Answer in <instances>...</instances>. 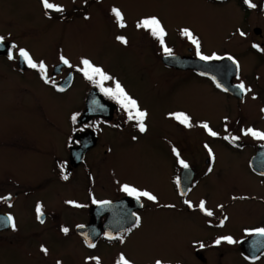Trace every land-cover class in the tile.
<instances>
[{
	"label": "flooded vegetation",
	"instance_id": "af4514ba",
	"mask_svg": "<svg viewBox=\"0 0 264 264\" xmlns=\"http://www.w3.org/2000/svg\"><path fill=\"white\" fill-rule=\"evenodd\" d=\"M32 1L45 14L40 0ZM204 1L225 9L229 5L226 13L245 23L242 32L263 35L264 0H251L257 5L255 8L248 7L244 0ZM50 2L63 11L46 17L57 23L69 21L67 27L62 25L61 35L82 34L86 38L100 28L113 41L108 44L104 37L107 45L100 50L108 55V62H118V57L136 70L137 53L141 71L136 76L121 69L111 70L106 60L93 59L89 54L69 56L58 51L38 61L29 52L34 62L45 64L46 83L38 68H31L26 62L24 69L19 67L22 47L2 37L0 60L9 61L17 71L30 75L31 83L18 76L8 80L0 69V81L17 85L9 102L13 93L20 90L21 98H17L19 104L14 108H23L21 115L29 118L26 125L15 121L0 125V158L6 162H31L35 169L32 175L17 178L9 166L0 168V264H96L97 259L99 264H117L121 255L130 264H156L157 260L162 264H264V237L255 234L256 229L264 228V139L242 131L252 128L264 132V42L247 43L245 51L237 48L238 42L223 49L208 48L201 34L192 31L200 41L202 54L231 56L239 63L238 73L230 77L224 68L223 75L228 84L243 82L251 91L242 94L235 86L231 92L217 87L211 77L195 68L164 63L167 55L159 41L145 29L137 28L136 32V16L123 14L126 27L120 28L105 0ZM163 27L167 33L165 45L172 49V55L185 63L205 62L198 58L196 47L186 37L172 41L173 31ZM123 29H127V35ZM117 36L125 37L128 43L121 44ZM72 42L70 49L77 44ZM10 50L12 59L8 58ZM61 56L71 66L63 64ZM82 59H88L113 78L104 82L105 88L114 87V81H119L137 101L147 113L146 131L140 132L115 100L78 71L83 67ZM240 60L249 61L248 70ZM66 79L68 86L58 90ZM136 81L149 88L144 92L160 91L158 97L166 103V110L159 115L149 113L136 95ZM73 86L80 89L78 102L71 103L69 96L68 104L61 105L56 95L69 93ZM11 87L6 83L0 93L8 95ZM33 102L41 104L32 105ZM175 102L180 104L174 106ZM209 109L215 113H195ZM180 112L190 117L192 127H185L171 115ZM202 123L218 135H209L200 127ZM225 136L239 139L232 142ZM181 160L188 168L181 166ZM131 165L132 170L128 169ZM63 175L68 179H63ZM125 184L148 191L157 200H137L121 190ZM48 194L55 195L58 201L48 200ZM201 200L212 216L200 211ZM103 201L110 203H99ZM37 205L41 206L40 219ZM132 213L140 217L139 226H133ZM9 215L14 218L15 230L6 223ZM62 228H68V233ZM129 228L131 231H126ZM223 237H231L234 242L230 244ZM217 239H221L218 245ZM89 242L95 247H88ZM42 246L47 254L41 251Z\"/></svg>",
	"mask_w": 264,
	"mask_h": 264
},
{
	"label": "rangeland",
	"instance_id": "374dc122",
	"mask_svg": "<svg viewBox=\"0 0 264 264\" xmlns=\"http://www.w3.org/2000/svg\"><path fill=\"white\" fill-rule=\"evenodd\" d=\"M60 1V0H55ZM109 4V9L117 8L126 17L132 18L136 16V32H137V22L142 18L156 16L168 30L173 31L170 35V39L175 41L176 39L183 40L181 35V29L187 28L191 32H198L203 37L206 47L223 49L225 47H230L235 42L237 48H245L247 43L263 41L264 42V33L259 37V35L253 33L247 34L246 37H241L240 32L242 29L245 31V23L242 22L240 18L235 17L234 15L226 13V9L230 8L229 5H226V9L223 5H211L205 2L204 0H105ZM32 0H0V36L6 39H9L12 42H15L17 46H21L22 49L31 52L33 57L42 61L43 59L49 58L50 55L60 52L65 53L66 55H71L72 53L89 54L90 57L97 58L99 60L108 62V55L104 52H101L102 46L104 44L105 34L101 33V29L92 31L88 37L82 36L79 34L76 37L61 35L62 25L68 26L69 21H62L61 23L53 22L46 17L45 14L38 10L34 6ZM57 12L48 10L47 14H56ZM50 16V15H49ZM85 23V25H87ZM97 23L96 26H100ZM254 24V21L252 22ZM95 26V27H96ZM142 29V28H139ZM233 29H236L234 31ZM114 29V35H115ZM125 35L128 34L127 29H123ZM111 36L112 31H109ZM71 39V41H70ZM72 41L77 44L73 46V49L69 48ZM105 41L108 44L113 43L108 37H105ZM143 41V40H142ZM69 42L70 46H69ZM85 42L87 44H85ZM80 43V44H78ZM72 51V52H71ZM245 51V49L243 50ZM264 56V55H263ZM254 59V58H252ZM118 62H108L106 63L111 70L120 71L123 70L125 73L135 74L136 76L140 73L141 68L139 67L141 63L140 56L136 53V70L134 65L128 64L124 60L121 61L117 57ZM242 67L248 70L249 61L240 60ZM0 69L3 70L4 74L10 80L12 77L18 76L21 81L25 79L31 83V79L28 77L30 75L20 73L17 71L9 61L0 60ZM124 76V74H122ZM27 78V79H26ZM2 79V78H1ZM8 80L2 79L0 81V88L7 85L12 87L8 89L7 93H0V125L5 126L7 122H17L22 125H26V121L29 118L21 115L23 108L16 107L19 102L17 98H21L20 90H17L13 93V100H10L12 91L17 89V85L12 84ZM34 81L37 82L36 77ZM130 86H134L132 83H126ZM30 86V85H29ZM149 89L146 84L143 82L136 81V95L141 99L143 104L151 111L153 115H159L160 112L166 110L161 103L158 94L160 91L156 89ZM80 95V89L73 86L69 93H64L61 95H56L57 100H59L61 105L68 104V97H71L72 102H78ZM222 99V96H219ZM23 104V102L21 103ZM41 103L33 102L32 105H38ZM45 104V103H44ZM43 104V105H44ZM179 103H173L174 106L179 105ZM31 105V104H30ZM219 110H223V107H220ZM197 116L202 115H211L215 111L209 109L208 111L196 110ZM213 119V117H207ZM1 166H9L13 169V177L21 178L28 177L32 175L35 167L31 162H26L20 159H14L12 162H6L3 158H0V168ZM133 166L136 169V163H133ZM143 166V165H142ZM144 167V166H143ZM132 170V165L128 167ZM48 200L58 201L55 195L48 194ZM22 200V199H20Z\"/></svg>",
	"mask_w": 264,
	"mask_h": 264
},
{
	"label": "snow or ice",
	"instance_id": "6c2138e0",
	"mask_svg": "<svg viewBox=\"0 0 264 264\" xmlns=\"http://www.w3.org/2000/svg\"><path fill=\"white\" fill-rule=\"evenodd\" d=\"M40 2L42 4L43 8L46 10V14H47L48 10L55 11V12H62L63 11V8L61 6L50 2V0H40ZM244 2L250 8L257 7V5L252 3L251 0H244ZM111 12L115 17L117 25L120 28L126 27V25L124 23L123 13L117 8H112ZM137 28H142V29L149 31L150 34L159 41L161 47L163 48L164 53L169 57L172 56V49L165 45V36L167 35V33H166L161 21L156 16H150V17L142 18L141 20H139L137 22ZM181 35L183 37H186L196 47V55L198 56V58L201 61L207 62V61H212V60L224 59V57H220V56L216 55L215 53H213L210 56L202 54V52L200 50L201 46H200L199 39L189 29H187V28L181 29ZM240 35L243 37L246 34L241 31ZM116 39L121 44L126 45L128 43L126 38L123 36H117ZM0 43H3L2 37H0ZM12 47H15V45H13ZM253 47L258 48V46L255 44L253 45ZM19 56L23 58L24 62H26L29 67L34 68V69L38 68L39 71L42 73V78L45 79L46 83L48 82V79L46 76V66L43 62H39V63L34 62L33 59L31 58V56L29 55V53L27 51H25L24 49H21L19 51ZM8 58L9 59L13 58L11 50L9 51ZM60 59H61V62L63 64L71 66L69 64V61L66 58H64L63 56H61ZM227 59L230 60L234 65H236V69H237V73H238L239 67H240L239 63L231 56H228ZM81 64L83 65V67L78 69V71H82L85 78L93 81L95 84H97L100 87V90L105 95H107V96L111 97L113 100H115L117 102V104H119L120 107L127 113L128 120L136 122V126L139 128L140 132L146 131L144 120L147 116V113L140 109L137 101L135 99H133L125 91V89L122 87V85L119 83V81H114V87L105 88L103 86L104 82L109 81V80H113V78L111 76H109L108 74H106L102 68L95 66L88 59H82ZM201 74L203 75L204 73H201ZM213 80L215 81L214 77H213ZM217 87H220V85L218 83H217ZM236 88L242 94H246V93L251 91V89L247 88L243 82L236 85ZM58 90L63 91V89H58ZM253 98L255 99V97H253ZM261 111L264 112V109H261ZM171 115L173 116L174 119H176L179 123L183 124L185 127H192L190 117L187 116L185 113L180 112V113H173ZM72 120H73V122H75L76 116H73ZM200 127L204 128L208 132V134L213 136V137L218 135V133L213 131L207 123H202L200 125ZM242 131H243L244 135H251L253 137H258L260 139H264V132H259L257 130L252 129V128H248V129L242 130ZM224 138L227 140H230L232 142L239 139V137H236V136H231V137L225 136ZM205 147H207V145ZM172 151L177 156H179L177 149L173 148ZM209 155L210 156L212 155L210 149H209ZM180 164L182 167L188 168V164L185 163L183 160L180 161ZM209 171H212V169L209 168ZM63 179L67 180L68 176L63 175ZM121 190L126 192L129 196H134L137 200H139L140 197H144L147 200L154 201V202L157 200V197L155 195H153L152 193H150L148 191L138 190L137 188L129 186L127 184L123 185ZM67 203L72 204L74 202L68 201ZM93 203H97V201L93 200ZM99 203L108 204L110 202L103 201V202H99ZM185 203L188 204L189 207H193L191 202L185 201ZM75 206L79 207V205H75ZM198 207H199L200 211L203 212L205 215H207V216L213 215V212L206 208L205 201L201 200ZM36 211H37V218L40 219V217L42 215L40 205H37ZM132 215L135 217L133 226H139L140 217L136 216L135 213H132ZM225 219H227V218L225 217ZM40 222L43 223V220H40ZM6 223L8 225H10L13 228V230H15V227H16L15 221L11 215L6 217ZM220 223L222 226L223 221H221ZM61 230L65 234H67L69 231L68 228H62ZM126 231H131V229L129 228ZM255 234L258 236L264 237V228L256 229ZM108 238L112 239L113 237L109 236ZM120 239H121V242H123V238L121 237ZM221 239L226 240L230 244L234 242L231 237H223ZM221 239H217L215 241V243L217 245L220 244ZM88 247H90V248L95 247V244L89 242ZM200 247L203 248V247H205V245L200 244ZM41 251L44 252L45 254H47L48 250L42 246ZM58 264H59V262H58ZM96 264H99L98 259L96 260ZM117 264H130V261H128L123 255H121L117 261ZM156 264H162V261L157 260Z\"/></svg>",
	"mask_w": 264,
	"mask_h": 264
},
{
	"label": "water",
	"instance_id": "95a60500",
	"mask_svg": "<svg viewBox=\"0 0 264 264\" xmlns=\"http://www.w3.org/2000/svg\"><path fill=\"white\" fill-rule=\"evenodd\" d=\"M4 43V41H3ZM163 61L166 64H170V65H175V66H180V67H189V68H195L197 70H199L200 72L204 73L205 75L211 77L213 79V77L215 78V83L219 84L220 87L222 89H226L228 91L234 92L236 90L235 86L236 85H230L228 84L226 78L224 77V71L223 69L226 68L228 70L229 76H233L236 74L237 69H236V65H234L230 60L227 59V57H225L224 59L220 60V61H207V62H189V63H185L184 61L181 60V58H179L176 55H172L171 57L169 56H165L163 57ZM230 61V62H229ZM19 67L21 69L25 68V62L23 60L22 57L19 56ZM69 84L68 79H66V81L62 82L61 85V89H65Z\"/></svg>",
	"mask_w": 264,
	"mask_h": 264
}]
</instances>
